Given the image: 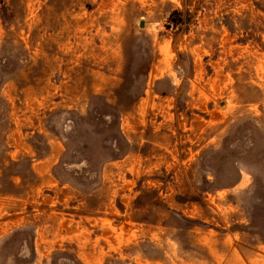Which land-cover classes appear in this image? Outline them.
<instances>
[{
    "label": "rangeland",
    "instance_id": "rangeland-1",
    "mask_svg": "<svg viewBox=\"0 0 264 264\" xmlns=\"http://www.w3.org/2000/svg\"><path fill=\"white\" fill-rule=\"evenodd\" d=\"M0 264H264V0H0Z\"/></svg>",
    "mask_w": 264,
    "mask_h": 264
},
{
    "label": "water",
    "instance_id": "water-1",
    "mask_svg": "<svg viewBox=\"0 0 264 264\" xmlns=\"http://www.w3.org/2000/svg\"><path fill=\"white\" fill-rule=\"evenodd\" d=\"M141 25H144V23L142 22Z\"/></svg>",
    "mask_w": 264,
    "mask_h": 264
}]
</instances>
